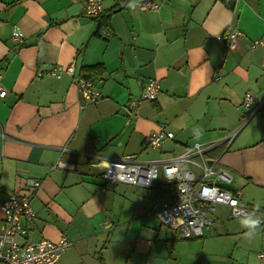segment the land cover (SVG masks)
I'll use <instances>...</instances> for the list:
<instances>
[{
  "label": "crops",
  "instance_id": "crops-1",
  "mask_svg": "<svg viewBox=\"0 0 264 264\" xmlns=\"http://www.w3.org/2000/svg\"><path fill=\"white\" fill-rule=\"evenodd\" d=\"M138 1L98 27L86 0H0V231L1 204L35 178L28 238L72 242L54 264H264V223L249 240L242 216L220 205L202 236L183 238L155 213L172 198L162 172L150 188L102 175L109 159L164 160L200 142L264 216V107L249 120L245 107L249 91L264 99V0L129 6ZM118 2L103 0V14ZM70 63L82 74L104 66L92 76L100 100H85L72 75L50 73ZM152 78L158 97L141 99ZM161 127L174 137L144 146Z\"/></svg>",
  "mask_w": 264,
  "mask_h": 264
},
{
  "label": "built area",
  "instance_id": "built-area-1",
  "mask_svg": "<svg viewBox=\"0 0 264 264\" xmlns=\"http://www.w3.org/2000/svg\"><path fill=\"white\" fill-rule=\"evenodd\" d=\"M141 10H158V0H140L133 3ZM104 12L103 0H86V13L99 17ZM239 31H231L227 40L230 47L237 45ZM14 37L22 40L21 33L14 32ZM263 42L257 40L255 43ZM51 74L61 76L68 73L87 101H98L101 92L91 78L76 72L75 65L70 63L64 67L56 66ZM161 87L157 78L150 79L144 84L141 99L154 100L158 97ZM8 90L0 82V97H5ZM133 100V104H138ZM245 107L248 111L246 120L264 107V99L256 101L252 92L245 96ZM174 137L172 130L161 127L151 132L144 140V146L157 148L166 139ZM209 146L194 142L186 151L164 160L140 161L135 156H124L109 159L102 173L107 183H127L135 186L150 188L160 175L168 185L171 200L164 202L156 215L163 225L177 230L183 238L202 236L205 230L213 224L211 217L218 206L230 208L232 216H244L257 211L254 206L243 204L239 193L221 186L220 182L230 183L231 174L223 167L209 163L206 152ZM40 186V180L30 179L26 184L11 194L1 204L4 215V226L0 231V264H54L68 249L72 242L66 236L58 241L46 238L31 240L28 238L29 226L36 217L31 200ZM264 257V253L259 254Z\"/></svg>",
  "mask_w": 264,
  "mask_h": 264
},
{
  "label": "clouds",
  "instance_id": "clouds-1",
  "mask_svg": "<svg viewBox=\"0 0 264 264\" xmlns=\"http://www.w3.org/2000/svg\"><path fill=\"white\" fill-rule=\"evenodd\" d=\"M129 6L135 7L134 4H130ZM194 134L197 138H199L201 132L199 129H194ZM258 208L259 206H257V211ZM262 223H264V216L257 215L256 211L250 212L240 218V224L246 230L244 235L249 240L255 238L257 230L260 228Z\"/></svg>",
  "mask_w": 264,
  "mask_h": 264
},
{
  "label": "trees",
  "instance_id": "trees-1",
  "mask_svg": "<svg viewBox=\"0 0 264 264\" xmlns=\"http://www.w3.org/2000/svg\"><path fill=\"white\" fill-rule=\"evenodd\" d=\"M129 2V0H119V2L110 9L109 14L105 15H100L97 19L98 21V27L104 26V25H108L109 26V22H110V17L112 15V13L116 10V7L120 8L123 5H126ZM103 65L102 64H95V65H90V66H86V68L84 69L85 74H83L84 76L88 77V78H92L93 79V74L96 72H101L103 69ZM94 80V79H93Z\"/></svg>",
  "mask_w": 264,
  "mask_h": 264
},
{
  "label": "water",
  "instance_id": "water-1",
  "mask_svg": "<svg viewBox=\"0 0 264 264\" xmlns=\"http://www.w3.org/2000/svg\"><path fill=\"white\" fill-rule=\"evenodd\" d=\"M230 1L234 2V3L236 2V0H230ZM219 184L221 186H223V187H226V188L230 189V190H235L234 186L232 184H230V183L220 182Z\"/></svg>",
  "mask_w": 264,
  "mask_h": 264
}]
</instances>
